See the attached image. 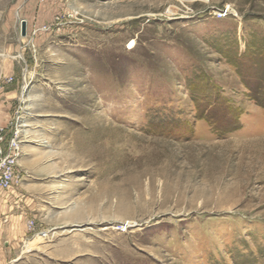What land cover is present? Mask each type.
Returning <instances> with one entry per match:
<instances>
[{
    "label": "rangeland",
    "instance_id": "1",
    "mask_svg": "<svg viewBox=\"0 0 264 264\" xmlns=\"http://www.w3.org/2000/svg\"><path fill=\"white\" fill-rule=\"evenodd\" d=\"M12 64L7 264H264V0H0Z\"/></svg>",
    "mask_w": 264,
    "mask_h": 264
},
{
    "label": "built area",
    "instance_id": "2",
    "mask_svg": "<svg viewBox=\"0 0 264 264\" xmlns=\"http://www.w3.org/2000/svg\"><path fill=\"white\" fill-rule=\"evenodd\" d=\"M231 12L229 6L220 11L221 16ZM128 48L134 47V42L127 44ZM14 81V77L7 79ZM22 107L14 109L9 124L6 126L0 120V189L9 191L18 179V163L22 155V140L19 134V121ZM31 224V222H30Z\"/></svg>",
    "mask_w": 264,
    "mask_h": 264
},
{
    "label": "crops",
    "instance_id": "3",
    "mask_svg": "<svg viewBox=\"0 0 264 264\" xmlns=\"http://www.w3.org/2000/svg\"><path fill=\"white\" fill-rule=\"evenodd\" d=\"M22 21H26L28 27V21L27 20H22ZM10 77H14L15 82H8L7 79ZM19 90H20V81L17 78L15 65L12 64L6 68H0V120L6 126L9 124L11 120V116L14 112L13 110L16 106L17 92ZM3 192L6 191L0 189V219L2 223H6L7 229L5 228L4 230L0 229V234L10 235L11 228H10L9 214L11 213V211L8 208L10 205L5 203L7 201L6 200L7 198L3 194ZM17 214L18 213H16L15 218H19V222H20V214L19 215ZM7 221L9 226L7 225ZM10 252H11L10 245L5 244V242L0 243V264L8 263L7 257L9 258L11 257Z\"/></svg>",
    "mask_w": 264,
    "mask_h": 264
},
{
    "label": "water",
    "instance_id": "4",
    "mask_svg": "<svg viewBox=\"0 0 264 264\" xmlns=\"http://www.w3.org/2000/svg\"><path fill=\"white\" fill-rule=\"evenodd\" d=\"M22 35L23 36H26V34H27V24H26V21H22Z\"/></svg>",
    "mask_w": 264,
    "mask_h": 264
}]
</instances>
